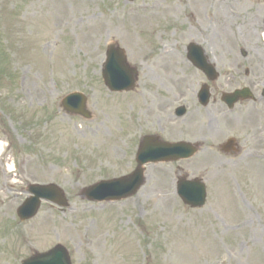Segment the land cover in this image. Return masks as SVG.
<instances>
[{
  "label": "rangeland",
  "instance_id": "374dc122",
  "mask_svg": "<svg viewBox=\"0 0 264 264\" xmlns=\"http://www.w3.org/2000/svg\"><path fill=\"white\" fill-rule=\"evenodd\" d=\"M226 1L0 0V264H22L57 245L72 264H258L264 256V143L244 142L242 127L239 149L225 154L219 145L238 135L230 122L221 125L225 132H212L209 116L218 108L214 97L254 82L257 93L264 90V33L260 41L248 38L253 17L264 24V0ZM192 43L204 49L217 81L209 83L189 62ZM112 44L138 70L132 92L111 93L104 84ZM204 84L213 92L206 109L197 100ZM74 93L87 98L88 119L63 108ZM182 105L188 114L176 118ZM249 106L240 114L247 116ZM147 135L199 143L200 152L147 165L145 185L128 199L88 200L85 189L137 168ZM180 177L205 182L202 209L177 196ZM35 184L58 186L69 206L43 202L36 218L21 222L17 210ZM223 197L236 198L238 210L226 213ZM95 227L103 235L101 256ZM184 256L192 261L183 262Z\"/></svg>",
  "mask_w": 264,
  "mask_h": 264
},
{
  "label": "water",
  "instance_id": "95a60500",
  "mask_svg": "<svg viewBox=\"0 0 264 264\" xmlns=\"http://www.w3.org/2000/svg\"><path fill=\"white\" fill-rule=\"evenodd\" d=\"M135 1V0H130ZM190 59L193 63L202 70L211 80L217 78L216 71L211 66L207 58L204 56V51L197 45H192L189 48ZM106 86L113 92H124L132 90L137 79V71L132 69L127 63V58L124 51L117 47L111 46L107 52V62L102 72ZM247 97L246 93L237 94L236 98L229 100L233 103L239 97ZM202 94L204 103H207L209 96L206 98ZM63 106L67 111L83 115L88 118L89 114L86 111V98L78 93L66 97L63 101ZM184 114V111L179 113ZM196 153V149L189 144H166L160 142H152L146 139L139 153V167L131 175L111 181L101 182L91 188L85 189V196L93 201H116L129 198L135 195L144 184V172L142 166L149 162L160 161H176L183 158H190ZM28 191L34 195L28 199L18 210V215L22 221L34 218L41 206V199L52 201L60 206H66L67 201L65 195L55 185H31ZM178 195L183 202L193 208L202 207L206 202L205 186L196 181L180 180L178 183ZM23 264H71L68 251L57 246L45 254H37L23 262Z\"/></svg>",
  "mask_w": 264,
  "mask_h": 264
},
{
  "label": "flooded vegetation",
  "instance_id": "af4514ba",
  "mask_svg": "<svg viewBox=\"0 0 264 264\" xmlns=\"http://www.w3.org/2000/svg\"><path fill=\"white\" fill-rule=\"evenodd\" d=\"M248 88L252 92L251 100L240 101L231 110L227 108L222 100L219 101V98L214 97V105H218V108L211 114V116H209L210 130L212 132L220 133V131H224V129L221 128V125L223 123L228 125L230 122L232 130L238 135L237 138H233L235 139V147L237 149H239L240 145L238 139L240 137V130L242 127L246 128V139L244 142L257 146L264 143V127L261 128V126H259L264 125V90L260 94L259 92L257 93V91H259L258 84L255 82L251 83ZM247 103H251L252 106H249ZM248 106L250 109L248 115H241L240 111H243L244 108H248ZM206 108L207 107L204 109ZM253 122H258L257 124L259 127H255Z\"/></svg>",
  "mask_w": 264,
  "mask_h": 264
},
{
  "label": "bare ground",
  "instance_id": "6f19581e",
  "mask_svg": "<svg viewBox=\"0 0 264 264\" xmlns=\"http://www.w3.org/2000/svg\"><path fill=\"white\" fill-rule=\"evenodd\" d=\"M193 1L194 0H189V2H193ZM209 1L210 2H217L218 4L219 3L220 4H224V2H227L226 0H209ZM228 9H230V10L232 9V6L230 4L228 6ZM231 13L233 14L232 11H231ZM232 14L230 16H232ZM229 18L231 19V17H229ZM250 26H251V31L248 34V38L251 39V41H260L261 40V38H260V31L262 30L263 33H264V24H263V22L258 18V16H255V17H253V21H252V24ZM205 33H207V31H205ZM120 36L124 40L126 39L125 34H120ZM130 37L132 38V40L135 43V45H137L139 47L141 46L137 42V39L135 38L134 32H131L130 33ZM232 39H235V40L239 41L241 38L238 37L237 35H234L232 37ZM99 134H101L100 136L104 135L103 132L101 131V132H98V135L97 134H94V137L93 138L99 137ZM4 148H5V144L2 143V142H0V156L3 155ZM14 170H15V166L12 163H9L8 164V172H13ZM237 204H238V202H237V199L236 198L231 199L230 197H223L221 199V201H220V206H222V208L224 210H226V213H230V214L233 213L234 211L238 210ZM234 207H235V209H234ZM249 217H250L249 215H246V218L247 219ZM240 226L243 229H245L246 228L245 222L242 223ZM64 231H68L69 232L71 230H70L69 227H65L64 228ZM91 231H92V234L94 236L95 246L97 248L98 255L101 256L102 255V252L104 251L103 248H102L103 245H104L103 242H102L103 235L98 232L97 227L91 228ZM256 231H257V229L254 228V227L251 229L250 233H251V236L252 237L255 235V233H257ZM181 259H182L183 262H187V263L192 261V257H188V256L181 257ZM258 259H259V261L257 262L258 264H264V256L263 257L259 256ZM106 264H115V263L106 261Z\"/></svg>",
  "mask_w": 264,
  "mask_h": 264
}]
</instances>
